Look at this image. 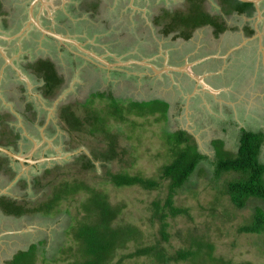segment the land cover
<instances>
[{"label": "rangeland", "instance_id": "1", "mask_svg": "<svg viewBox=\"0 0 264 264\" xmlns=\"http://www.w3.org/2000/svg\"><path fill=\"white\" fill-rule=\"evenodd\" d=\"M12 1L13 7L17 5L18 9L8 6L11 5V0H6V8H11L14 12L20 6L26 7L32 0ZM94 2L97 4L94 5ZM212 2L206 3L207 10H213ZM183 6L184 0H43V3L37 4L36 11L41 21L61 33L65 30L72 38L79 37L86 48L111 62L126 60L131 55L148 57L149 54L153 60L162 62L164 51H175V56L194 51V43H184L180 38L162 37L161 27L153 23L160 8L177 9ZM261 20H264L263 13ZM244 21L246 20L238 17L231 20V23L242 24ZM14 22L15 20L13 24ZM225 33L222 34L229 41L242 36L237 30ZM209 34L205 32L203 35L204 45L213 48L218 42L209 39ZM39 39L24 40L22 56H18V59H23L26 63L21 62L28 68L25 75H18L19 80L0 76V113L6 115L0 122V145L5 146L10 139L15 140V133H36L42 138L41 142L36 140L38 148H35L34 153L33 143L25 145L20 140L17 142L18 147L9 144L15 152L24 156L33 153V158L38 160L35 164L30 162V165H22L15 161L12 168L0 154V195L33 206L46 201V195L52 191L53 185L64 180L78 179L87 186L102 189L112 204L123 207L115 224L132 223L142 231L139 241H130L126 248L118 249L112 264H117L121 258L122 264H160L153 262L149 256L125 257L137 247L150 244H159L170 255L176 254L180 249L199 251L197 256L169 260L168 264H219L209 257L208 252L213 258H223L233 264H264V232L246 233L239 230L244 224L253 222L256 208L264 211V200L251 196L244 208L236 207L231 201L226 191L228 183L241 179L242 174L234 170L218 174L217 162L221 160V156L234 157L237 145L235 143L234 149L235 145L231 147L234 144L232 142L228 145L231 148L224 153L220 150L217 157L210 139L221 135L223 125L214 119H205L200 101L194 96L190 98L195 85L193 81L175 71L165 73V70L163 74H154L146 67L141 69L136 65L97 70L89 60H76L68 50L61 49L59 44V48L55 47L52 38H46L41 43L38 42ZM233 52L235 55L226 63L227 68L232 69L233 73L237 71L235 75L239 73V69L249 71L255 60L251 52L243 45ZM39 59L54 61L59 75L64 78L62 85L50 97L44 95V79L30 75L32 70L28 65ZM218 64L223 66L224 62L220 61ZM216 65L208 63L209 67ZM1 70L2 68L0 73ZM249 77L250 74L247 79ZM235 79L236 77H226L225 81L230 80L231 83ZM233 84L232 82L231 85ZM97 91L112 95L122 104H129L131 99L143 101L162 98L170 100L172 107L168 115L166 112L146 116L130 114L127 115V120L107 114L108 130L119 134L121 155L111 162L102 163L97 160L95 167L86 169L78 159L83 154H89L93 158L92 151L106 147V140L89 135L86 131H68L60 120L59 108L63 104L72 103L78 114L84 117L86 108L83 103ZM109 101L110 99L96 97L92 108L106 111ZM39 103L46 109H39L40 113L33 116V105L37 106ZM154 104L156 102L151 101L148 107ZM258 111L262 114L264 108ZM180 129H188L203 136L206 140L202 144L198 143L199 150L207 154L175 195L174 204L186 208L188 212L167 218L169 239H165L160 231V221L153 222L152 215L153 201L160 200L162 205L165 202L169 189L168 180H161V185L156 189H145L139 185L116 186L104 177L109 171H125L133 175L159 178L163 166L173 160L168 131ZM222 145L225 144H220L221 147ZM261 161H264V150ZM49 168H53L52 172L44 177ZM37 178L41 180L39 185L35 184ZM88 195L85 190L70 195L61 202L59 210L48 215L39 212L14 216L5 214L0 207V234L2 228L11 232L0 235V264H9L15 253L28 249L34 242L38 243L36 264L72 262L79 246L72 225L84 214L82 202ZM197 238L208 246L199 248L194 241Z\"/></svg>", "mask_w": 264, "mask_h": 264}, {"label": "trees", "instance_id": "2", "mask_svg": "<svg viewBox=\"0 0 264 264\" xmlns=\"http://www.w3.org/2000/svg\"><path fill=\"white\" fill-rule=\"evenodd\" d=\"M185 5L177 9H164L159 15L155 16L154 22L161 26L162 32L169 34L177 31L180 36L190 38L193 31L202 25L212 24L218 33L226 30L227 25L218 16H213L206 9V0H184ZM223 8L229 12L237 10L241 13L254 12V4L250 2H242L240 0H220ZM96 5V4H94ZM38 76L44 79V95L50 97L56 93V90L62 85L64 78L59 75L54 63L50 60L39 59L38 61L28 65ZM110 99L108 109L106 111L92 108L95 98ZM156 99V100H155ZM151 101L156 105L150 107ZM117 98L103 91L92 93L84 104L86 115L82 117L74 108V104L66 103L59 108V117L65 128L70 132L86 131L89 135L95 137H103L106 140V147L96 148L92 151L93 158L83 154L79 161H82L84 168L95 167L96 161L102 163L111 162L119 158L121 155L120 137L116 132L109 131L107 123V114L113 115L117 119L127 120V115L136 114L138 116H146L147 114H156L158 112L167 115L169 113L170 104L162 98H153L150 100L131 99L129 104H122ZM6 115L0 113V122ZM173 132V133H172ZM168 131L170 138L169 146L173 160L164 165L161 171L160 179L154 177H145L142 175H133L125 171L113 172L109 171L104 177L116 186H133L139 185L145 189H156L161 185V180H168V194L164 204L160 200L153 201L152 221L159 220L161 223L160 231L165 239H169L167 227L169 216H177L187 213L186 208L178 207L174 204V198L178 190L183 184L189 180L199 165L200 160L205 156L199 152L197 144L186 130L180 129L176 131ZM262 138L257 133L244 132L241 138L238 155L236 157L221 156V160L217 162V173L223 171L241 172L242 180H233L228 183L226 189L233 204L238 208H244L251 196L262 198L264 200V165L259 161V151L262 145ZM221 142H216L217 157L219 151H224ZM190 151V152H189ZM6 160V159H5ZM218 160V159H217ZM53 168L45 171L44 177L52 172ZM40 178L35 180V184L39 185ZM53 184V183H51ZM47 193V199L44 202H38L33 206L26 203H19L17 200L11 199L5 195L0 197V207L8 215L22 216L24 214H33L42 212L48 215L51 212L59 210L61 202L81 190L89 193L88 197L82 202L84 214L77 218L72 225L74 227V235L78 241V250L75 259L69 264H112L118 249L126 248L130 241H139L142 231L132 223L115 224L117 218L122 212L123 207L114 205L110 202L108 195L96 187L87 186L82 180H64ZM254 220L250 224H244L239 228L241 232H264V211L256 208ZM199 248H203L204 244L200 240L194 239ZM211 246V245H209ZM38 243L30 245L26 250L19 251L10 264H36L35 256ZM199 251H191L180 249L176 254L170 255L164 247L159 244H150L143 247H137L134 252L127 254L125 257L149 256L153 262L160 264H168L169 260H183L190 255L197 256ZM209 257L219 264H233L223 258H213L208 252ZM124 257V258H125ZM31 258V260H26ZM121 258L117 264H122ZM236 264V263H234ZM237 264H254L252 262H244Z\"/></svg>", "mask_w": 264, "mask_h": 264}, {"label": "crops", "instance_id": "3", "mask_svg": "<svg viewBox=\"0 0 264 264\" xmlns=\"http://www.w3.org/2000/svg\"><path fill=\"white\" fill-rule=\"evenodd\" d=\"M212 1H216V3ZM31 2H28L26 7L20 6L19 10L13 12V9H18V6L15 5L13 7L12 0L10 2L11 5L8 6H12L13 9L6 8V0H0V69L2 68L0 73L1 77L10 76L14 79H17L18 75L22 76L27 73L23 70V67H21L22 64L20 62V58L18 59V56L20 57L24 46L22 45V41L26 38H30V40L35 41V39L30 36V33L36 31L35 29H39L38 27H36V25H31ZM208 2H212L211 4L213 6V10H208L211 15L218 16L222 21L226 23L227 28L225 31L218 33L216 31V28L212 24H205L197 27L193 31L190 38L180 36L177 31H173L169 34H165L164 32H162L161 34L162 37H170L171 39L180 38L184 43H187L189 41L194 43V51L192 53H180L176 54L175 56V51H171V53H169L170 51H164L165 55L163 56L162 62H157L156 59L153 60V57L151 58L150 54L148 55V57H146L145 55H131V57L127 58L126 60H117L116 62L129 61L132 59L139 61L143 60L147 63L153 64L156 69L164 71L166 70L165 73L175 71L177 74L186 76L191 79L195 85L191 90L190 98L191 96H194V98L200 101L201 110L203 111L204 115L203 117H205V119H214L217 122H221L223 125L221 135L210 139L216 155V142L219 140L221 144H225L223 145V150L225 151L233 147L236 143L237 147L235 145L234 149L236 147L237 154L235 156H237L243 133L253 132L259 134L262 138L263 142L258 157L259 161L264 165V161H261V153L264 150V111L262 114H259L260 112L258 111V109L261 110L264 108V20H261L262 13L264 14V4L261 3L260 10H257V12H252L250 14L247 12L241 13L237 10H231L227 12L221 5L220 0H206L205 4ZM36 7L37 6H35L34 9V15L37 18L38 15ZM164 9L169 8H160L155 16L159 15ZM238 17H242L246 21L242 22V24L237 22L231 23V20L237 19ZM37 19L41 20L39 16ZM13 20H15L16 23L14 22L13 24ZM153 23L155 24V22ZM52 29L59 32L54 28ZM232 30L239 31L242 35L241 38H236V40L231 39V41H229L225 37L226 35L222 34ZM205 32L210 33V37L208 36L209 39L212 38L216 40L215 42H218L213 46V48H210L208 45H204L205 43L203 41V35ZM63 35L68 36L66 34ZM36 37L40 38L38 40L39 43L43 42L46 38H50L45 36L44 34H38ZM236 45H238L239 47L243 45V47L249 50L251 52V55L255 57V60L252 61V64L250 65V70L248 71L239 69L238 71L241 74L238 73L237 75H235L237 71H234L233 73V70L227 68L226 66V63H229V61H231V59H233L232 57H234L235 55L233 54V50L238 47ZM220 61L224 62L223 66L218 64V62ZM208 63H215L217 65L216 67H209ZM128 65H136L141 69L142 67H146L148 71L153 72L154 74H163V72H157L151 66L146 65L142 62H140L139 64L130 63L126 65H120L118 67L123 68ZM231 70L232 73L230 72ZM9 72L11 75H9ZM248 74H250L251 77L247 79ZM30 75L37 76V74H35L34 72L30 73ZM226 77H236V79L235 81H231L230 83V80L225 81ZM232 82L234 83L233 85H231ZM226 84L228 86H224ZM209 89L215 91L211 92L209 91ZM164 100H166L170 104L171 109L172 102L167 99ZM37 106L39 108L46 109L40 103ZM33 113V116L38 114L36 110H34ZM186 131L190 135H192L195 142L197 141V144H202V141L206 140L203 136L196 135L188 129ZM232 142L234 144L229 147L228 145ZM197 148L199 150V144L197 145ZM199 152L201 151L199 150ZM201 153L206 157V152ZM1 230V236L11 233L3 228ZM17 253H15L14 256Z\"/></svg>", "mask_w": 264, "mask_h": 264}, {"label": "flooded vegetation", "instance_id": "4", "mask_svg": "<svg viewBox=\"0 0 264 264\" xmlns=\"http://www.w3.org/2000/svg\"><path fill=\"white\" fill-rule=\"evenodd\" d=\"M33 1V0H32ZM40 2H42L43 3V0H39L38 2H37V4H39ZM261 3H263L264 4V1H262ZM31 4V3H30ZM37 4L35 5V6H37ZM94 4H97L96 2H94ZM97 8V7H96ZM129 8H131V7H129ZM254 8H255V5H254ZM254 12H257V9L255 8V10H254ZM67 17H69L67 14H65ZM39 20V19H38ZM39 22L44 26V27H46V28H49V29H52L47 23H44L43 21H41V20H39ZM156 24V23H155ZM31 25H33V26H35V24L33 23V22H31ZM37 27V26H36ZM36 31H33V32H31L30 33V36H32L34 39H36L37 37V33H39V34H43L42 33V31L40 30V29H35ZM59 31V30H58ZM59 32H61V31H59ZM64 32H65V30H64ZM63 32V34H66V32L64 33ZM36 33V34H35ZM45 36H47V37H50V38H52V40H54L55 41V47H58L59 48V45H60V48L61 49H63V50H68L72 55H74L75 56V58H76V60H89L93 65L92 66H94L97 70H101V69H109V68H107V67H104V65L98 60V59H96V58H94L93 56H91L90 54H87L86 52H84V51H82L76 44H74L73 42H68V41H59L58 39H56V38H54L53 36H50V35H48V34H44ZM67 35V34H66ZM68 37H70V38H72V35H69L68 34ZM72 39H75V40H77L78 42H80L79 40H81L79 37H73ZM83 40H85V39H83ZM56 42H57V44H56ZM84 47H85V44L83 43V42H80ZM25 44V41L23 40L22 41V45H24ZM59 44V45H58ZM24 47V46H23ZM86 48V47H85ZM88 49V48H87ZM90 50V49H89ZM153 52H154V50L152 51V54H153ZM96 54H98L97 52H95ZM99 55V54H98ZM22 55L20 54V57H21ZM101 56V55H100ZM103 57V56H102ZM24 58V57H23ZM106 59V58H105ZM52 61V60H51ZM20 62H24L25 63V61H23V59H20ZM19 62V63H20ZM52 62H54V61H52ZM22 64V63H21ZM26 64V63H25ZM54 64H55V62H54ZM21 67H23V70L25 71V72H27L28 71V68L26 67V65H23L22 64V66ZM55 67H56V64H55ZM27 70V71H26ZM32 73V72H31ZM38 76V75H37ZM36 76V77H37ZM16 80H18V78L16 79ZM34 109L36 110V112H38V113H40V110H41V108H37V106H34ZM40 109V110H39ZM38 115V114H37ZM37 117V116H36ZM40 121V119H35V121ZM41 122H43V121H41ZM14 136H15V140L13 139V140H11L10 139V142H12V141H14V143H10V142H8V143H5V146L4 145H0V146H3V147H7V148H10L9 147V144H15L16 146H17V142L19 143V141L21 140L23 143H25V145H27V143L28 142H30L32 145H33V149H32V152L35 150V145L37 144V141H39V142H41L42 141V138H40L36 133H31V135H27V134H23V133H15L14 134ZM37 140V141H36ZM38 145V144H37ZM18 147V146H17ZM37 148H38V146H37ZM10 149H12L13 150V148L11 147ZM14 151V150H13ZM35 152V151H34ZM33 152V153H34ZM32 153V156H27L28 158H33L34 157V154ZM0 154L2 155V156H4L5 158L4 159H6L5 161H7V163H8V166H11L12 168H14V163H15V160H13V159H11V158H9L5 153H3L2 151H0ZM34 159V158H33ZM16 162H18L19 164H21L20 163V161H16ZM25 164H27V165H30V162H25ZM35 164V163H34ZM1 196H3L2 194L0 195V197Z\"/></svg>", "mask_w": 264, "mask_h": 264}, {"label": "water", "instance_id": "5", "mask_svg": "<svg viewBox=\"0 0 264 264\" xmlns=\"http://www.w3.org/2000/svg\"><path fill=\"white\" fill-rule=\"evenodd\" d=\"M39 0H33L30 4V14H31V22H33L41 31L43 34H48L50 36H53L54 38L58 39L59 41H68V42H73L74 44H76L82 51L86 52L87 54H90L91 56H93L94 58L98 59L103 65L104 67H107V68H113V67H118L120 65H126V64H130V63H137L139 64L140 62L146 64V65H149L151 66L154 70H156L157 72H163L164 70H160V69H156L154 67L153 64H150V63H147L146 61H139V60H135V59H132V60H129V61H120V62H110L108 61L107 59H105L104 57L96 54L95 52L85 48L80 42H78L77 40L75 39H72L68 36H65L63 35L62 33L60 32H57L53 29H49V28H46L44 27L40 22L39 20L35 17L34 15V9H35V5L37 4ZM242 2H250V3H253L257 10H260V4L262 1L264 0H240ZM35 148H37V144L35 145ZM0 151H2L3 153H5L9 158L15 160V161H20V163L22 165L25 164V162H37L38 160L37 159H33V158H28L27 156H24L22 153H17L7 147H3V146H0ZM89 155V154H88ZM29 156H32V153L29 154Z\"/></svg>", "mask_w": 264, "mask_h": 264}]
</instances>
